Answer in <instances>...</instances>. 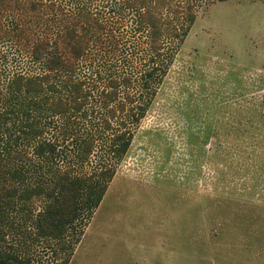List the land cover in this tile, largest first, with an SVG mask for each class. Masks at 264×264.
Wrapping results in <instances>:
<instances>
[{
	"label": "rangeland",
	"instance_id": "obj_1",
	"mask_svg": "<svg viewBox=\"0 0 264 264\" xmlns=\"http://www.w3.org/2000/svg\"><path fill=\"white\" fill-rule=\"evenodd\" d=\"M85 2L108 22L109 39L99 53L102 77L91 86L90 120L70 124L79 141L87 132L100 138L108 119L100 92L116 72L138 71L146 47L127 13L112 12L109 0ZM161 4L196 20L102 203L52 239L34 226L45 200L18 201L13 219L0 224V252L10 263L264 264V0ZM47 137L63 150L54 169L96 175L102 161L114 167L100 146L81 166L75 142L62 131ZM26 155L18 165L36 183L46 169L31 150Z\"/></svg>",
	"mask_w": 264,
	"mask_h": 264
},
{
	"label": "trees",
	"instance_id": "obj_2",
	"mask_svg": "<svg viewBox=\"0 0 264 264\" xmlns=\"http://www.w3.org/2000/svg\"><path fill=\"white\" fill-rule=\"evenodd\" d=\"M109 1L112 12L127 13L133 33L146 47L138 71L116 72L100 92L108 110L100 138L87 132L79 141L70 124L90 120L91 86L102 77L99 53L109 39L108 22L85 0H75V5L63 0H0V224L4 227L13 219L11 211L18 201L36 197L45 205L34 226L38 236L46 238L62 239L83 216L99 208L116 166L130 150L134 129L146 116L196 20L191 12L165 8L161 0ZM34 67L39 72H32ZM57 131L75 142L81 166L90 163L93 149L100 146L112 156L114 167L102 161L96 175L54 169L51 160L61 158L63 150L47 135ZM30 150L41 164L38 168L46 169L36 183L28 181L25 165H18ZM12 260L0 252V264Z\"/></svg>",
	"mask_w": 264,
	"mask_h": 264
}]
</instances>
